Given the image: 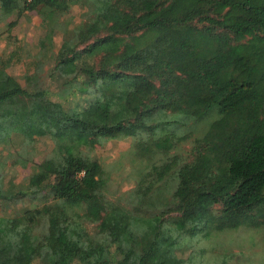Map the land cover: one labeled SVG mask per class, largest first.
Instances as JSON below:
<instances>
[{"label": "trees", "instance_id": "1", "mask_svg": "<svg viewBox=\"0 0 264 264\" xmlns=\"http://www.w3.org/2000/svg\"><path fill=\"white\" fill-rule=\"evenodd\" d=\"M29 11L45 33L24 84L6 71L19 47L0 54V142L52 146L16 188L0 155V203L50 200L0 215V264H180L165 234L264 230V0H0L9 34ZM61 28L54 99L40 58ZM116 138L134 186L110 199L93 151Z\"/></svg>", "mask_w": 264, "mask_h": 264}, {"label": "rangeland", "instance_id": "2", "mask_svg": "<svg viewBox=\"0 0 264 264\" xmlns=\"http://www.w3.org/2000/svg\"><path fill=\"white\" fill-rule=\"evenodd\" d=\"M82 10L79 5L72 6L67 15V20H71L68 24L69 27L81 21L80 13ZM62 19H65V16ZM64 29H56L52 41L47 42L44 55L40 58L41 70L39 75L41 80L38 85L49 87L51 98L54 99L59 86L57 82L48 77L51 63L46 60L45 54L47 51L49 54L50 50L53 53L58 50L64 36L62 32ZM44 33L42 21L33 11L23 14L17 25L11 29L10 34L6 31L5 21L0 19V54L6 57L8 52L19 47L18 50H21L19 52L20 61L8 65L6 71L17 77L22 84H24V75L34 72L33 67L26 69L25 63L34 59L40 48L39 40L43 38ZM130 142V138L109 139L101 145H96L93 151V156L98 158L106 170L111 172L107 198L116 199L125 196L134 186L129 180L128 173L135 168V165H132L130 159L125 156V150L129 147ZM51 146L52 142L48 137H40L35 139L32 145H27L22 143L21 136L17 134H13L6 141L0 142V155L6 160L3 175L5 187L16 188L19 184L29 183L36 164L48 154ZM138 167H140L139 164ZM37 198L41 199L39 201L25 199L21 202L10 203L7 206L0 203V215L12 217L24 209L32 207L36 201L39 203L50 200L48 196ZM161 242L167 246L170 242L173 243L172 249L179 258L180 264H213L223 252L227 254L228 264H263L264 262V230L262 228L256 230L242 226L211 238H203L202 236L179 237L174 240L165 234L162 236Z\"/></svg>", "mask_w": 264, "mask_h": 264}]
</instances>
